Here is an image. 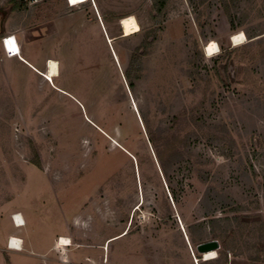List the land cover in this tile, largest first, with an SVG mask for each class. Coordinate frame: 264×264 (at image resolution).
<instances>
[{"label": "rangeland", "instance_id": "1", "mask_svg": "<svg viewBox=\"0 0 264 264\" xmlns=\"http://www.w3.org/2000/svg\"><path fill=\"white\" fill-rule=\"evenodd\" d=\"M152 2L0 0V264H264V0Z\"/></svg>", "mask_w": 264, "mask_h": 264}, {"label": "trees", "instance_id": "2", "mask_svg": "<svg viewBox=\"0 0 264 264\" xmlns=\"http://www.w3.org/2000/svg\"><path fill=\"white\" fill-rule=\"evenodd\" d=\"M26 1H18V0H9V2L12 3L11 10L16 11L21 9L25 4ZM165 6V0H153L152 2V10L154 11L153 17L160 14L163 11V8ZM231 24V21H230ZM232 28H234L232 26ZM156 40V29H149L144 33V36L138 46H136L133 51L130 54L129 62L126 67V69L123 72L124 79L127 82V85L130 89H132L135 85V79H138L140 77V70L142 68V58L147 55V48L150 47V45ZM34 165L37 167L40 166V162L37 156L34 157V159L31 161ZM206 216V215H204ZM214 222V219L208 220L207 223ZM204 225V222L199 223L198 226L202 227Z\"/></svg>", "mask_w": 264, "mask_h": 264}, {"label": "bare ground", "instance_id": "3", "mask_svg": "<svg viewBox=\"0 0 264 264\" xmlns=\"http://www.w3.org/2000/svg\"><path fill=\"white\" fill-rule=\"evenodd\" d=\"M119 24L123 30L124 35H130L136 31L139 30V25L136 22L135 18L133 16H125L122 17L119 21ZM244 38L243 34H234L232 37V41L238 45L239 43L241 44L242 39ZM217 49V45L211 41L209 42L206 51L208 53V55H212L215 53ZM46 76L47 77H55L58 75V63L57 61L53 60V59H48L46 60ZM13 220V224L17 227H20L24 224V220L21 214L16 213L13 215L12 217ZM58 246L59 247H67L69 245H71L70 240L65 237V236H60L59 240H58ZM21 243L22 241L16 237H11L10 240V244L8 245L10 248L15 249V250H21ZM216 252L215 251H210L207 253H204V260H208L210 258H215Z\"/></svg>", "mask_w": 264, "mask_h": 264}, {"label": "water", "instance_id": "4", "mask_svg": "<svg viewBox=\"0 0 264 264\" xmlns=\"http://www.w3.org/2000/svg\"><path fill=\"white\" fill-rule=\"evenodd\" d=\"M26 1V0H18ZM219 248V243L216 239H211L196 245L195 249L199 254H204L210 251H216Z\"/></svg>", "mask_w": 264, "mask_h": 264}, {"label": "crops", "instance_id": "5", "mask_svg": "<svg viewBox=\"0 0 264 264\" xmlns=\"http://www.w3.org/2000/svg\"><path fill=\"white\" fill-rule=\"evenodd\" d=\"M69 6H72V5H69ZM48 59H49V58H48ZM48 59H46V60H48ZM20 214L22 215L21 212H20ZM11 215H12V213L10 214V218H11ZM22 217H23V216H22ZM11 221H12V219H11ZM12 224H13V222H12ZM13 226H14V227H17V226H15L14 224H13ZM11 237H16V238L20 239V240L22 241V243H21V248H22V249L24 248L25 240L22 238V236H21L20 234H17V233H15V232H10V233H8V234L6 235V237H5V248H6L8 251L20 252V250H15V249H12V248H10V247L8 246V239L11 238ZM59 238H60V236H59ZM3 241H4V239H3ZM57 246H58V243H57ZM188 262H191V261L188 259L187 264H188ZM144 264H146V263H144ZM191 264H195V263H192V262H191ZM228 264H235L234 261H232V258L229 259Z\"/></svg>", "mask_w": 264, "mask_h": 264}, {"label": "built area", "instance_id": "6", "mask_svg": "<svg viewBox=\"0 0 264 264\" xmlns=\"http://www.w3.org/2000/svg\"><path fill=\"white\" fill-rule=\"evenodd\" d=\"M28 1H30V2H36L37 0H28ZM68 4L70 5V2H68ZM10 240H11V238L8 239V245L10 244Z\"/></svg>", "mask_w": 264, "mask_h": 264}]
</instances>
